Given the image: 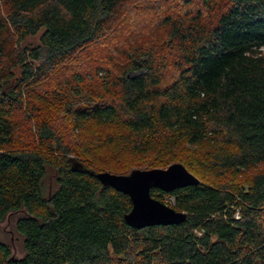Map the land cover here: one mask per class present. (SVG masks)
Wrapping results in <instances>:
<instances>
[{
	"label": "trees",
	"instance_id": "trees-1",
	"mask_svg": "<svg viewBox=\"0 0 264 264\" xmlns=\"http://www.w3.org/2000/svg\"><path fill=\"white\" fill-rule=\"evenodd\" d=\"M129 1L0 0V222L23 212L24 237L21 257L0 241V264H264V0L167 7L161 41L126 42L94 87L78 71L57 83L45 114L69 137L44 117L21 142L16 111L106 40ZM176 162L201 182L151 195L187 213L179 224L129 226L131 197L94 174Z\"/></svg>",
	"mask_w": 264,
	"mask_h": 264
},
{
	"label": "rangeland",
	"instance_id": "rangeland-1",
	"mask_svg": "<svg viewBox=\"0 0 264 264\" xmlns=\"http://www.w3.org/2000/svg\"><path fill=\"white\" fill-rule=\"evenodd\" d=\"M195 1L196 5L194 9H196V7L197 9H201V1ZM162 3L166 6H163ZM184 3V0L179 3V5L182 6H177L175 0H130L126 3L121 9L120 20L116 30H114L106 40L102 43L91 46L87 51L88 56L78 58L75 63L70 66L61 67V69L52 76V80L54 81H50L47 84L49 90H46V88L42 89V87L37 88L36 93L42 96L43 99H29L28 102L23 105L22 109L16 111L14 119L17 124L18 135L21 142L26 145H32L36 124L44 117L49 118V121L55 125L56 129L61 134H64L65 137H69L71 134L70 125H68L67 121L61 114L50 117L54 114L51 110H49L48 116L45 114L51 104L58 102L56 99V91L59 84L57 83L60 81L63 82L64 79H67L72 71H78V73L80 72L86 77L85 80L87 86L94 87V79L98 73L104 74L107 71L114 72V67H112V64L110 63L111 60H124V57L121 55L118 56L119 52L116 51L118 48L127 47L126 42L134 44L141 43L147 47L152 41H161L160 37H158V33L163 37V30L158 32L159 26L158 23H155V20L162 15V11L167 7L171 9L174 7H177V9H185L186 7L184 6ZM155 11L156 14L152 16V13H155ZM151 18H153V20ZM39 37L40 33L34 36H29L24 41L23 45L35 46L39 43ZM262 50L264 52V47ZM259 168H264V165H261ZM252 172L253 171H249L248 174H251ZM22 214L23 212L21 211L12 212L4 221L0 222V241L6 243L10 247L13 256L16 257H21L24 254V237L16 227V220Z\"/></svg>",
	"mask_w": 264,
	"mask_h": 264
},
{
	"label": "water",
	"instance_id": "water-1",
	"mask_svg": "<svg viewBox=\"0 0 264 264\" xmlns=\"http://www.w3.org/2000/svg\"><path fill=\"white\" fill-rule=\"evenodd\" d=\"M94 174L104 186H111L131 197L133 206L124 218L129 226L136 229L179 224L187 219V213L177 211L167 203L154 198L151 195L152 188L171 192L201 182L180 162L166 168L135 169L129 174L106 170Z\"/></svg>",
	"mask_w": 264,
	"mask_h": 264
},
{
	"label": "built area",
	"instance_id": "built-area-1",
	"mask_svg": "<svg viewBox=\"0 0 264 264\" xmlns=\"http://www.w3.org/2000/svg\"><path fill=\"white\" fill-rule=\"evenodd\" d=\"M167 201H172L173 202V198L170 197Z\"/></svg>",
	"mask_w": 264,
	"mask_h": 264
}]
</instances>
